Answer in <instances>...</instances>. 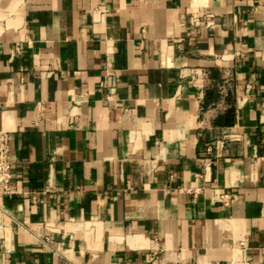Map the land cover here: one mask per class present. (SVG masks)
Here are the masks:
<instances>
[{
    "label": "crops",
    "instance_id": "obj_1",
    "mask_svg": "<svg viewBox=\"0 0 264 264\" xmlns=\"http://www.w3.org/2000/svg\"><path fill=\"white\" fill-rule=\"evenodd\" d=\"M0 131V264H263L264 0H0Z\"/></svg>",
    "mask_w": 264,
    "mask_h": 264
},
{
    "label": "built area",
    "instance_id": "obj_2",
    "mask_svg": "<svg viewBox=\"0 0 264 264\" xmlns=\"http://www.w3.org/2000/svg\"><path fill=\"white\" fill-rule=\"evenodd\" d=\"M226 81L224 80L220 86V91H224V87L226 85ZM250 88V85H247V89ZM214 151L213 156L215 158L220 156L219 148L217 145L206 144L203 149V153H210ZM11 161L9 157V142L8 135L5 131H0V214L3 213V209L1 206L2 199L5 195H7L11 190ZM264 255V253H263ZM264 264V261H263Z\"/></svg>",
    "mask_w": 264,
    "mask_h": 264
}]
</instances>
